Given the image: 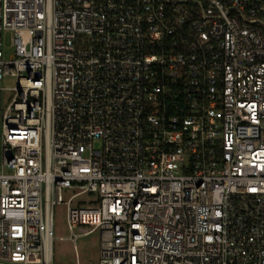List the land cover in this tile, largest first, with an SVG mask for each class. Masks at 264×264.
I'll return each mask as SVG.
<instances>
[{"label":"built area","instance_id":"1","mask_svg":"<svg viewBox=\"0 0 264 264\" xmlns=\"http://www.w3.org/2000/svg\"><path fill=\"white\" fill-rule=\"evenodd\" d=\"M57 203L94 264H264V0H0V264Z\"/></svg>","mask_w":264,"mask_h":264},{"label":"rangeland","instance_id":"2","mask_svg":"<svg viewBox=\"0 0 264 264\" xmlns=\"http://www.w3.org/2000/svg\"><path fill=\"white\" fill-rule=\"evenodd\" d=\"M6 55L12 52L10 45V35L7 33L4 37ZM4 86H12L11 79H5ZM8 92V91H7ZM73 191L64 190L63 199L66 202ZM81 197H86L82 195ZM77 199V198H76ZM90 227L87 225H78L71 230L66 220L65 203H57L53 206V242L52 255L56 263L63 264H94L100 257V232L94 230L88 232ZM73 233V234H72ZM74 237L72 239L71 237Z\"/></svg>","mask_w":264,"mask_h":264}]
</instances>
